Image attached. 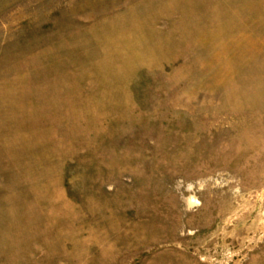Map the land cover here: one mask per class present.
<instances>
[{
    "label": "rangeland",
    "instance_id": "obj_1",
    "mask_svg": "<svg viewBox=\"0 0 264 264\" xmlns=\"http://www.w3.org/2000/svg\"><path fill=\"white\" fill-rule=\"evenodd\" d=\"M0 264H264V0H0Z\"/></svg>",
    "mask_w": 264,
    "mask_h": 264
}]
</instances>
